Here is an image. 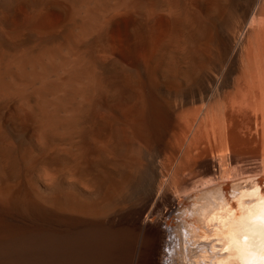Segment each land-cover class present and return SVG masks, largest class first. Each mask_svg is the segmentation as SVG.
<instances>
[{
    "label": "bare ground",
    "instance_id": "6f19581e",
    "mask_svg": "<svg viewBox=\"0 0 264 264\" xmlns=\"http://www.w3.org/2000/svg\"><path fill=\"white\" fill-rule=\"evenodd\" d=\"M261 224L264 0H0V264H264Z\"/></svg>",
    "mask_w": 264,
    "mask_h": 264
},
{
    "label": "rangeland",
    "instance_id": "374dc122",
    "mask_svg": "<svg viewBox=\"0 0 264 264\" xmlns=\"http://www.w3.org/2000/svg\"><path fill=\"white\" fill-rule=\"evenodd\" d=\"M248 165H249V164H248ZM248 165H246V164H244V165H243V167H244V168H245V166H247V168H246V169H242L243 167L241 168V166H240V165H239V168H241L242 170H247V169H250L252 164H250L249 166H248ZM243 172H244V171H243ZM174 220H175V219H174ZM167 250H168V249H167ZM167 252H168V251H167ZM172 264H175V263H174V262H172Z\"/></svg>",
    "mask_w": 264,
    "mask_h": 264
},
{
    "label": "snow or ice",
    "instance_id": "6c2138e0",
    "mask_svg": "<svg viewBox=\"0 0 264 264\" xmlns=\"http://www.w3.org/2000/svg\"><path fill=\"white\" fill-rule=\"evenodd\" d=\"M260 231H261L262 234H264V224H261ZM245 238H247V237L245 236Z\"/></svg>",
    "mask_w": 264,
    "mask_h": 264
}]
</instances>
